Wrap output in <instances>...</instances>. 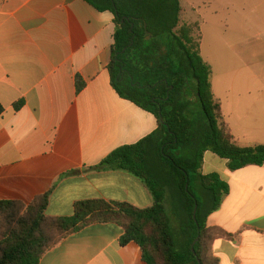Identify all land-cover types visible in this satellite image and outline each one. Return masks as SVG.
<instances>
[{"label": "crops", "instance_id": "1", "mask_svg": "<svg viewBox=\"0 0 264 264\" xmlns=\"http://www.w3.org/2000/svg\"><path fill=\"white\" fill-rule=\"evenodd\" d=\"M196 1L180 0L179 24L197 25L223 120L239 145H264V0H211L212 17L201 23ZM204 27L211 38L202 36ZM114 30L113 15L84 0H0V201L28 204L50 191L51 217H68L75 203L90 199L152 204L132 175L93 169L158 128L153 114L111 86ZM77 76L84 83L80 92ZM201 173H216L229 189L205 220L208 228L237 235L213 241L219 264H264V166L231 172L226 161L205 152ZM121 234L115 224H92L63 239L39 264H144L136 244H119Z\"/></svg>", "mask_w": 264, "mask_h": 264}, {"label": "trees", "instance_id": "2", "mask_svg": "<svg viewBox=\"0 0 264 264\" xmlns=\"http://www.w3.org/2000/svg\"><path fill=\"white\" fill-rule=\"evenodd\" d=\"M84 1L113 15L111 86L158 121L153 133L113 150L93 169L132 175L152 204L138 208L90 199L75 203L68 217H51L46 215L50 191L28 204L1 200L0 264H39L63 239L92 224L119 226V244H136L144 264H219L213 241H235L237 235L205 224L229 189L216 173H201L204 154L213 153L234 172L264 166V145H239L224 122L210 67L199 53L197 25L179 24L180 0ZM190 81L197 107L188 99ZM83 88L77 76L76 92ZM196 185L203 199L196 196Z\"/></svg>", "mask_w": 264, "mask_h": 264}, {"label": "rangeland", "instance_id": "3", "mask_svg": "<svg viewBox=\"0 0 264 264\" xmlns=\"http://www.w3.org/2000/svg\"><path fill=\"white\" fill-rule=\"evenodd\" d=\"M210 3H211V0H197L196 1V5L198 6V8H196V12H197V14H196V17L198 18V19H200V17H201V19H200V23H201V21L203 20V19H205L206 17H208V19H209V17H212V15H211V11H212V9L210 8V10H209V7H210ZM261 13L262 14H264V8H261ZM200 16V17H199ZM222 18H223V12L220 10V9H218L217 10V16H216V20H217V22H218V33H219V35H222V33H221V31H222V29H223V26H221V20H222ZM208 28H206V27H204V28H202V36H208L209 38H211L210 37V31H208L207 30ZM200 33H201V29H200ZM195 34L197 35V32L195 31ZM215 35V34H214ZM218 48H217V50H216V52H215V55H216V57H217V62H218V65H216V69L217 68H219L220 69V42H221V39L220 38H218ZM203 44H204V47H203V53L204 54H206V42H205V39H204V41H203ZM216 74H215V83L217 84V87H218V90L220 91V86H221V79H220V70H219V72L217 73V72H215ZM191 88L189 89L190 91H189V96H188V99L192 102V104H193V106L194 107H197L198 106V101H197V98H196V96L194 95V93L192 92V88L194 87V83L192 82V81H190V85H189ZM219 97V96H218ZM220 98V97H219ZM197 189L195 190V194H196V196L198 197V199H203V195H202V193H201V191H200V189L197 187V185L195 186ZM173 223H174V225L175 226H177V223L176 222H174L173 221Z\"/></svg>", "mask_w": 264, "mask_h": 264}, {"label": "water", "instance_id": "4", "mask_svg": "<svg viewBox=\"0 0 264 264\" xmlns=\"http://www.w3.org/2000/svg\"><path fill=\"white\" fill-rule=\"evenodd\" d=\"M149 38V37H148ZM195 211H196V206H195V210H194V213H195ZM193 246V245H192Z\"/></svg>", "mask_w": 264, "mask_h": 264}]
</instances>
